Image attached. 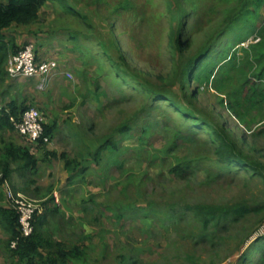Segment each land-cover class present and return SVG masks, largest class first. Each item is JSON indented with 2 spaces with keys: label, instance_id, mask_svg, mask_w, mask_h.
<instances>
[{
  "label": "rangeland",
  "instance_id": "1",
  "mask_svg": "<svg viewBox=\"0 0 264 264\" xmlns=\"http://www.w3.org/2000/svg\"><path fill=\"white\" fill-rule=\"evenodd\" d=\"M254 2L47 0L35 20L14 24L16 47L31 42L58 68L45 83L0 80V106H35L53 126L40 149L0 129V149L12 141L37 158L0 180V207L19 194L39 208L50 236L78 247L71 264H264V97L243 102L251 88L264 96V0ZM213 123L249 164L198 161L173 175L178 160L218 157ZM108 138L116 148L100 149ZM188 204L245 211L205 229ZM8 240L0 223V264H24Z\"/></svg>",
  "mask_w": 264,
  "mask_h": 264
},
{
  "label": "trees",
  "instance_id": "2",
  "mask_svg": "<svg viewBox=\"0 0 264 264\" xmlns=\"http://www.w3.org/2000/svg\"><path fill=\"white\" fill-rule=\"evenodd\" d=\"M46 2L47 0H0V80L4 81L6 74L8 75L6 67L4 66L8 55L20 49V47H16L15 40H11L7 37V30L14 24H28L35 20L38 17L39 10ZM253 2L256 4L258 0H253ZM175 41L177 47H179V54L184 56L185 53L183 50L187 45H185L179 37H177ZM198 62V59L194 60L193 58L192 62L189 63L190 66L185 68L184 75L187 80L192 78L196 71L195 68L198 66ZM249 90L246 96H244L243 102L253 107V105H256L255 100L257 97L264 96L257 95L259 93L255 89L251 88ZM191 96H196V93L191 94ZM236 103L238 105L240 104L238 100ZM172 106H174L176 110L182 111L184 122L188 123L187 118L193 116L190 110H187L179 103H175ZM26 108L27 107L18 106L14 100L9 101L4 106H0V129L8 128L13 130L15 126L11 118L13 117L15 120H18L22 111ZM235 111L239 117L242 116L237 110ZM210 126L213 130V134L217 137L213 141V148L215 149V154L218 155L219 158L216 157L212 159L209 157H202L193 160H178L169 170L173 175H182L187 168H191V166L198 161L209 160L210 162H217L219 166L226 171L231 170V166L235 163H248L242 151L237 148L235 141L230 138L224 125L213 123ZM129 128V123H124L121 125L119 131H128ZM52 129L53 126L51 127L43 123L42 136L34 143L37 148L40 149L45 144L44 137H49ZM115 148V141L112 138H108L100 146V149L109 151ZM60 155L65 159L66 169L71 171L73 169L71 165L73 161L67 159L64 152ZM36 162L37 158L29 147L12 141L6 142L0 149V180L3 181L9 178L14 170L24 172L27 169L33 168ZM187 209L194 215L197 221L201 222L205 229L208 225H216L225 222L227 219L231 218V214L245 211L241 206L235 208L234 211H229L227 208L207 204H188ZM40 214L41 213L38 212L34 213L32 219L33 231L29 236H23L19 228L16 211L10 207H0V223L9 236L7 247H9L18 258L20 263L71 264V259L79 254L78 247L66 246L61 241L52 238L44 228V218ZM12 241H16L15 247H12ZM244 258L246 260L247 256H244Z\"/></svg>",
  "mask_w": 264,
  "mask_h": 264
},
{
  "label": "built area",
  "instance_id": "3",
  "mask_svg": "<svg viewBox=\"0 0 264 264\" xmlns=\"http://www.w3.org/2000/svg\"><path fill=\"white\" fill-rule=\"evenodd\" d=\"M57 63L53 59L40 58L36 55L33 43L29 42L20 49L11 53L7 57L6 69L10 77H35L41 83L46 82L47 76L56 72ZM16 131L30 142H36L43 133V122L39 110L35 106H29L22 111L18 120L11 118ZM47 137H44L46 140ZM11 206L18 215V222L21 234L29 236L33 231L32 219L35 212L40 213V209L31 207L24 198L17 194H8ZM12 247L16 246V241H12Z\"/></svg>",
  "mask_w": 264,
  "mask_h": 264
},
{
  "label": "crops",
  "instance_id": "4",
  "mask_svg": "<svg viewBox=\"0 0 264 264\" xmlns=\"http://www.w3.org/2000/svg\"><path fill=\"white\" fill-rule=\"evenodd\" d=\"M10 29V28H9ZM8 33V32H7ZM20 46H22V45H20Z\"/></svg>",
  "mask_w": 264,
  "mask_h": 264
}]
</instances>
